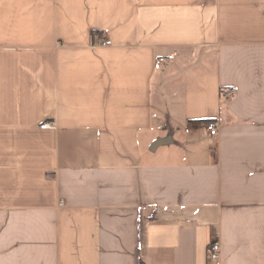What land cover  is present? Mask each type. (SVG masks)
<instances>
[{"label": "crops", "instance_id": "obj_1", "mask_svg": "<svg viewBox=\"0 0 264 264\" xmlns=\"http://www.w3.org/2000/svg\"><path fill=\"white\" fill-rule=\"evenodd\" d=\"M0 264H264V0H0Z\"/></svg>", "mask_w": 264, "mask_h": 264}, {"label": "built area", "instance_id": "obj_2", "mask_svg": "<svg viewBox=\"0 0 264 264\" xmlns=\"http://www.w3.org/2000/svg\"><path fill=\"white\" fill-rule=\"evenodd\" d=\"M102 45H109L110 41L108 40H101ZM160 61L164 62L166 65H168V62L166 61L165 58H160ZM232 93L230 91L226 95L229 96ZM56 125L55 123L51 122H44L41 125V128H55ZM207 131L209 132L211 137H216L218 135V127L214 122H207L205 125ZM221 252H222V247L220 244L219 240H213L207 247V256L210 261H220L221 259Z\"/></svg>", "mask_w": 264, "mask_h": 264}, {"label": "trees", "instance_id": "obj_3", "mask_svg": "<svg viewBox=\"0 0 264 264\" xmlns=\"http://www.w3.org/2000/svg\"><path fill=\"white\" fill-rule=\"evenodd\" d=\"M93 37H101L102 33L100 31H93L92 32ZM203 122H212L211 120L207 119V120H203Z\"/></svg>", "mask_w": 264, "mask_h": 264}, {"label": "rangeland", "instance_id": "obj_4", "mask_svg": "<svg viewBox=\"0 0 264 264\" xmlns=\"http://www.w3.org/2000/svg\"><path fill=\"white\" fill-rule=\"evenodd\" d=\"M164 125H166L168 128H171V127H170V124H169V120H168V118H167V120H165ZM160 149H163V147H161Z\"/></svg>", "mask_w": 264, "mask_h": 264}, {"label": "water", "instance_id": "obj_5", "mask_svg": "<svg viewBox=\"0 0 264 264\" xmlns=\"http://www.w3.org/2000/svg\"><path fill=\"white\" fill-rule=\"evenodd\" d=\"M158 143V142H157ZM157 143H155V144H157Z\"/></svg>", "mask_w": 264, "mask_h": 264}]
</instances>
